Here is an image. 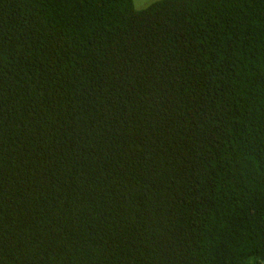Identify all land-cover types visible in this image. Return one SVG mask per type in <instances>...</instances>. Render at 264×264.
<instances>
[{"label":"trees","instance_id":"16d2710c","mask_svg":"<svg viewBox=\"0 0 264 264\" xmlns=\"http://www.w3.org/2000/svg\"><path fill=\"white\" fill-rule=\"evenodd\" d=\"M0 264H264V0H0Z\"/></svg>","mask_w":264,"mask_h":264},{"label":"rangeland","instance_id":"374dc122","mask_svg":"<svg viewBox=\"0 0 264 264\" xmlns=\"http://www.w3.org/2000/svg\"><path fill=\"white\" fill-rule=\"evenodd\" d=\"M159 0H133L134 6L136 9H144L145 7H148L154 2H157ZM147 4V5H145ZM145 5V6H143ZM143 6V7H142Z\"/></svg>","mask_w":264,"mask_h":264}]
</instances>
